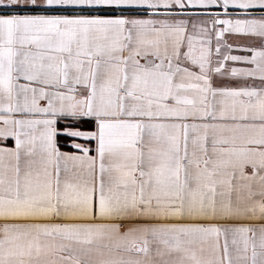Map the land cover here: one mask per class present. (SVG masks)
<instances>
[{
    "label": "snow or ice",
    "instance_id": "1",
    "mask_svg": "<svg viewBox=\"0 0 264 264\" xmlns=\"http://www.w3.org/2000/svg\"><path fill=\"white\" fill-rule=\"evenodd\" d=\"M0 264H264V0H0Z\"/></svg>",
    "mask_w": 264,
    "mask_h": 264
},
{
    "label": "crops",
    "instance_id": "2",
    "mask_svg": "<svg viewBox=\"0 0 264 264\" xmlns=\"http://www.w3.org/2000/svg\"><path fill=\"white\" fill-rule=\"evenodd\" d=\"M233 42H235V41H233ZM239 42L242 44H248V43H252V40L251 39H241ZM233 54H242V53L234 52ZM9 143H13V142L10 140Z\"/></svg>",
    "mask_w": 264,
    "mask_h": 264
}]
</instances>
